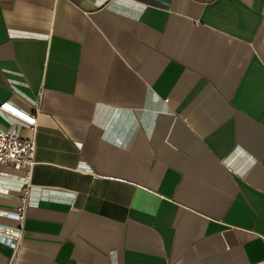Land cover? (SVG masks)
<instances>
[{"label":"crops","instance_id":"1","mask_svg":"<svg viewBox=\"0 0 264 264\" xmlns=\"http://www.w3.org/2000/svg\"><path fill=\"white\" fill-rule=\"evenodd\" d=\"M5 102L0 264H264V0H0Z\"/></svg>","mask_w":264,"mask_h":264},{"label":"built area","instance_id":"2","mask_svg":"<svg viewBox=\"0 0 264 264\" xmlns=\"http://www.w3.org/2000/svg\"><path fill=\"white\" fill-rule=\"evenodd\" d=\"M38 102L36 103V110L38 109ZM1 109H5L26 122L34 125L36 123V116L22 112L11 104L5 102L0 105ZM36 143L33 138L23 137L15 133L11 128L0 129V163L6 165H14L25 170V176L30 180L35 160ZM23 188L20 198V204L14 212L9 215L19 221V227L10 230L9 235H1L0 241L3 243L13 242L17 248L19 241L22 237V224L25 220L28 197L30 193V184Z\"/></svg>","mask_w":264,"mask_h":264}]
</instances>
